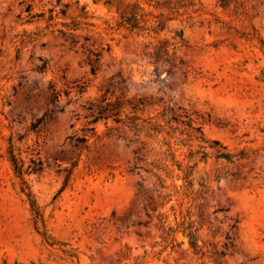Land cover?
<instances>
[{"label": "rangeland", "instance_id": "1", "mask_svg": "<svg viewBox=\"0 0 264 264\" xmlns=\"http://www.w3.org/2000/svg\"><path fill=\"white\" fill-rule=\"evenodd\" d=\"M225 1L0 0V264H264V0Z\"/></svg>", "mask_w": 264, "mask_h": 264}, {"label": "trees", "instance_id": "2", "mask_svg": "<svg viewBox=\"0 0 264 264\" xmlns=\"http://www.w3.org/2000/svg\"><path fill=\"white\" fill-rule=\"evenodd\" d=\"M222 4H226L225 0H222ZM188 4H160L159 2L155 1V4H148L154 7V9H161V10H167L169 12V15L167 17L164 16L162 12L153 14L150 12H145L143 7H141L139 4H132V3H126V4H118L116 8L117 12V18L114 20V25L110 26V28L116 29V30H127L129 32L136 31L137 33H149L153 32L155 34H158L161 32L164 28V21L166 19H172L175 15L180 14V9L183 7H191L193 4H191L190 1L187 2ZM27 11H30V5L26 8ZM148 15H151L152 18H154V23L148 24ZM68 28V32L59 30L63 32L64 35H66L70 39V46L74 47L77 45L78 40H75L74 33L71 32V29H77L72 28V26L66 25ZM74 26V24H73ZM172 52L169 51L168 46H165L164 48H154V51L150 53V57H153L155 61L159 60L161 57L165 61H167L171 54L174 55L176 51V44L178 40H182V34L181 32L176 33L175 36L172 37ZM68 40V39H66ZM84 40H88V38L84 37ZM81 48H84V44L80 45ZM109 49V48H108ZM88 56L93 55L95 58L93 60H98V52H95L94 50L88 49ZM40 71H43L45 69V63H43L40 67H38ZM91 71L94 72L93 67L91 66ZM58 97L57 92H53V94L50 96L49 100L54 101ZM118 107H120V101L116 100L114 102L107 100L106 97H103L100 100V103L96 106H93V104L87 108L89 110L90 115L93 117L92 121H97L98 119L104 118L108 119L109 117L115 116L114 120L115 122H121L122 119L119 118L118 111L116 110ZM121 108L125 109L126 107L123 105ZM133 108V106H132ZM39 123V122H38ZM33 127H37L36 124L33 125ZM78 140L82 143L85 142V138H78ZM189 236L192 238L193 234L192 231L188 233ZM192 245L195 249H197L196 243L192 242Z\"/></svg>", "mask_w": 264, "mask_h": 264}]
</instances>
